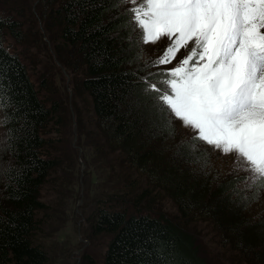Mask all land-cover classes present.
Instances as JSON below:
<instances>
[{"label":"trees","instance_id":"trees-1","mask_svg":"<svg viewBox=\"0 0 264 264\" xmlns=\"http://www.w3.org/2000/svg\"><path fill=\"white\" fill-rule=\"evenodd\" d=\"M38 1L47 2L44 26L49 34L55 30L53 25L58 29L62 46L55 48L59 57L71 70L82 67L81 90L91 98L96 126L110 143V153L114 156V151H119L139 177L146 176L141 188H150V195L156 188L159 195L162 191L170 193L182 218L199 216L203 222L213 223L223 245L245 250V261L264 264V218L245 220L242 211L247 206L240 202L242 193L235 189L236 182L219 177L213 183L205 176L206 164L200 166L199 178L188 176L153 153L154 141L171 127L167 116L143 91L140 77L148 73L144 69L146 58L137 51L126 6L119 5L118 0ZM55 1L59 4L53 9ZM12 3L0 0V89L5 104L0 108V264H46V254L34 244L33 236L41 224L37 214L46 208L42 189L60 165L58 157L50 156L54 140L44 135L61 108L58 98L51 108L45 106L24 64L4 47L5 36H21L20 21L4 14ZM128 169L129 165L123 176H130ZM137 178L131 179L133 185ZM147 178L155 185H147ZM234 193L236 198L232 199ZM141 196L136 201L121 197L131 208L116 210L99 204L90 213V235L112 236L103 264H207L197 255L194 240L184 227L140 209Z\"/></svg>","mask_w":264,"mask_h":264},{"label":"rangeland","instance_id":"rangeland-1","mask_svg":"<svg viewBox=\"0 0 264 264\" xmlns=\"http://www.w3.org/2000/svg\"><path fill=\"white\" fill-rule=\"evenodd\" d=\"M13 1L4 10V14L20 21L21 36H5L4 47L24 64L30 81L45 106L51 108L52 101H57L58 98L61 108L58 119L48 124L49 133L44 135L47 140H54L49 149L50 156L58 157L60 165L56 166L48 178L49 182L42 189L41 197L46 208L37 214L41 224L33 236L34 244L42 247L46 254V264H103L112 236L90 235L87 222L90 213L99 204L114 206L116 210L125 206L131 208L129 201L124 204L121 197L136 201L142 192L144 195L141 196L140 209L145 214L154 213L153 217L163 216L174 225L184 227L185 232L194 240L197 255L207 264H253L250 259L245 261V250L240 251L233 246L229 249L222 244L220 236L214 231L213 223H205L199 216L196 220L182 218L178 210L180 207L170 193L162 191L159 195V188H156L150 195V188H141V180L145 182L146 176L139 177V173L132 170V165L119 151H114L113 156L110 153V143L96 126L91 98L81 90L84 77L82 67L79 71L71 70L65 65L63 57H59L55 48L62 46L58 29L53 25L55 30L49 34L44 26L47 2ZM58 4L59 1L53 2L52 8L56 9ZM260 31L264 32V29ZM138 36V31L133 32L137 51L141 58H146V64L160 56L167 47L166 38L162 37L155 44L141 45ZM184 51L181 48L177 55ZM69 57L74 58L72 54ZM175 63L174 60L172 65ZM168 66L171 65H161ZM146 70L152 72L155 68ZM1 120L0 110V149L3 145ZM170 127L165 136L154 141L153 153L157 157L167 160L179 172L189 173L188 176L193 175L195 178L200 177V166L206 164L203 168H206L205 176L213 183L219 177L236 182L235 189L238 188L242 193L240 202L247 206L242 211L246 214L245 220L254 219L258 222L259 218H264V188L252 187L246 181L248 173L238 167L235 154L222 155L220 150L210 151L212 146L205 141L193 147V130L181 123L179 118ZM128 165L130 176H123ZM136 178L137 183L133 185L131 179ZM147 185L154 186L155 183L147 178ZM144 190L148 193L145 194ZM232 191L231 189L229 193H233ZM235 198L234 193L232 199ZM261 249L264 250V241ZM241 256L243 257L240 258Z\"/></svg>","mask_w":264,"mask_h":264},{"label":"snow or ice","instance_id":"snow-or-ice-1","mask_svg":"<svg viewBox=\"0 0 264 264\" xmlns=\"http://www.w3.org/2000/svg\"><path fill=\"white\" fill-rule=\"evenodd\" d=\"M118 4L127 6L139 44L167 39L163 53L145 65L156 71L140 77L155 107L169 124L179 118L193 130V147L205 141L210 151L235 154L246 181L264 188V0Z\"/></svg>","mask_w":264,"mask_h":264}]
</instances>
